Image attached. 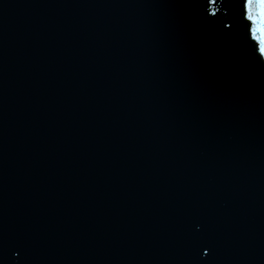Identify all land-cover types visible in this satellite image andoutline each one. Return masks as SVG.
Segmentation results:
<instances>
[{"label": "water", "instance_id": "obj_1", "mask_svg": "<svg viewBox=\"0 0 264 264\" xmlns=\"http://www.w3.org/2000/svg\"><path fill=\"white\" fill-rule=\"evenodd\" d=\"M31 3L119 264H264V61L242 0Z\"/></svg>", "mask_w": 264, "mask_h": 264}, {"label": "snow or ice", "instance_id": "obj_2", "mask_svg": "<svg viewBox=\"0 0 264 264\" xmlns=\"http://www.w3.org/2000/svg\"><path fill=\"white\" fill-rule=\"evenodd\" d=\"M215 5L217 0H207ZM212 16L217 13L213 11ZM242 17L246 21V30L253 42V48L258 52V58L264 61V0H242ZM231 27V25H227ZM207 255V251L203 252Z\"/></svg>", "mask_w": 264, "mask_h": 264}]
</instances>
